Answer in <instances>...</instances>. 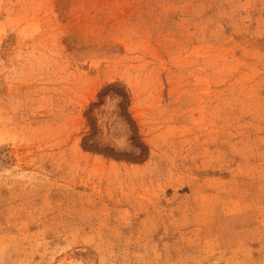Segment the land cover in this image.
<instances>
[{"label":"rangeland","instance_id":"1","mask_svg":"<svg viewBox=\"0 0 264 264\" xmlns=\"http://www.w3.org/2000/svg\"><path fill=\"white\" fill-rule=\"evenodd\" d=\"M0 264H264V0H0Z\"/></svg>","mask_w":264,"mask_h":264}]
</instances>
